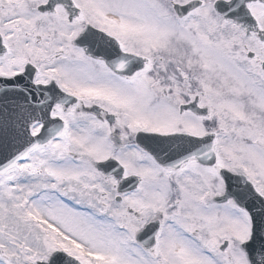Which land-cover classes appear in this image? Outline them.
I'll use <instances>...</instances> for the list:
<instances>
[{
  "label": "snow or ice",
  "instance_id": "snow-or-ice-1",
  "mask_svg": "<svg viewBox=\"0 0 264 264\" xmlns=\"http://www.w3.org/2000/svg\"><path fill=\"white\" fill-rule=\"evenodd\" d=\"M0 264H264V0H0Z\"/></svg>",
  "mask_w": 264,
  "mask_h": 264
}]
</instances>
